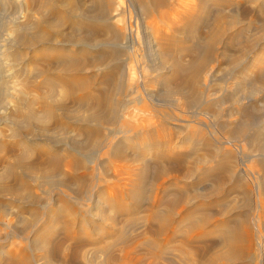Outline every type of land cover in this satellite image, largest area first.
Listing matches in <instances>:
<instances>
[{"label":"bare ground","instance_id":"6f19581e","mask_svg":"<svg viewBox=\"0 0 264 264\" xmlns=\"http://www.w3.org/2000/svg\"><path fill=\"white\" fill-rule=\"evenodd\" d=\"M177 2L128 0V6L135 9L139 39L129 29L125 12L116 0H44L39 7L48 15L37 24L22 28L19 25L25 36L16 37L20 46L16 54H23L25 63L42 66L43 70L33 78L44 77L43 84L48 89L41 93V88H36L40 92L37 99L41 112L35 111L38 104L31 101L19 105L17 100L19 106L15 107L19 108L12 118V138L20 141L12 144L19 149L11 158L13 162L0 173V225L14 228L27 243L22 246L12 242L4 247L7 251L0 249V264L264 262V155L261 162L257 161L259 164L254 162L260 168L254 172L261 181L250 183L245 168L236 165L240 163L235 159L237 163L233 164L234 160L230 163L222 158L221 149L205 159L179 152L181 146L196 142V135H204L196 131L186 135L172 124L180 120L178 113L188 112L195 119L199 114L218 118L223 107L218 112L216 108L227 102L239 108L243 121L238 126L234 123L236 128L226 124H221V128L225 132L230 129V139L258 144L264 153V114L255 122L251 114L258 100L238 96L247 88L249 95L264 90V24L255 33L244 24L254 18L264 21V0H196L193 5L188 1L190 7L182 17V21H188L184 20L181 26L176 19L183 10L174 11ZM41 3L37 2V6ZM242 3L256 7L242 10L238 6ZM140 6L148 16L141 13ZM153 9H157L159 17L172 20L169 25L173 34L158 29L155 16L150 14ZM195 22H201L200 30L191 26ZM69 24L74 31L60 33L61 27ZM202 27L208 29L207 34L201 33ZM249 32L254 34L248 36ZM60 37L63 39L58 44L55 40ZM180 37H184L185 44ZM14 45L11 44L18 47ZM133 49L144 55L141 53L142 60H134L139 88L132 91L128 73ZM189 56L191 60L184 63L188 58L183 57ZM19 58L14 59L19 62ZM54 60L59 63L55 65ZM217 61L227 65L236 80V86L231 84L233 88L226 91L229 98H215L211 93L216 75L213 65ZM4 87L0 84V98ZM136 93L141 94V103L147 109L135 106L130 110ZM22 96L18 98L23 102L31 98ZM7 97L8 93L4 98ZM66 102L73 103L77 110L63 107ZM136 103L140 104V100ZM61 109L65 116H60ZM126 113L142 117L139 128L117 142ZM50 121L62 130L69 127L76 137L64 134L55 138L51 128H47ZM37 132L45 133L44 137H36ZM2 142L1 154L7 146ZM101 159L111 165L125 164L115 173L116 180L124 174L123 167L128 166L131 171L125 174H132V179L122 177L117 188L107 171L100 174L105 167ZM150 184L155 185V191L149 190L156 193L152 202L147 196ZM61 189L67 190L75 201L85 200L91 208H81L66 196L53 197L50 203L42 197ZM38 190L42 196L36 194ZM7 196L11 201L6 200ZM52 201L53 206H49ZM146 207L149 219L157 223L146 228L152 238L132 241L131 231L141 227L133 218ZM162 207L164 210L160 211ZM111 212L120 218L111 216ZM255 213L257 217L253 218ZM124 216L128 218L123 221ZM58 236H62L61 240Z\"/></svg>","mask_w":264,"mask_h":264},{"label":"rangeland","instance_id":"374dc122","mask_svg":"<svg viewBox=\"0 0 264 264\" xmlns=\"http://www.w3.org/2000/svg\"><path fill=\"white\" fill-rule=\"evenodd\" d=\"M15 1H16V3H15ZM18 1L20 2L19 4H18ZM35 1L36 0H0V82H1L0 84L2 85V87H4V86L7 87L8 86V89L5 88V87L3 88V89H5L4 91L6 92V95H5V92H4V94L0 98V142L3 141L4 143L3 142L2 143L5 144V145H7L1 151L2 154L0 153V173H2L4 171V169H5V167L7 165H9V162L10 161L13 162L11 158H13V156L16 153H18V149H19L17 147H14L13 145L15 143H19L20 140L19 139H16L15 140V138H14L15 141H13V138H12V137H14L12 135H14V131H15L14 130L15 129V125H14V123L12 121V118H13L14 115L16 116V114L18 113L17 112L18 111L17 108H19V107H17V108H15V107L16 106H19L20 104H23V105L24 104H28V103H30L29 101H31V103L33 102L34 104L37 105L39 103V101L37 99L39 93L41 91H43L45 93L47 91V89H48L47 86L45 84H43L44 77H41V78L39 77L40 79L39 78L38 79H36V78L34 79L33 78V76H35L37 73H39L40 71L43 70L42 66L40 67L39 65H37L35 63L32 64V62H26L25 63V60H24L25 59V56H23V54L22 55H19V56L16 54L17 52H19L18 51V48H20V46L15 41L17 39L16 37H18V36H25L22 33L21 28L22 27H25V26H28V25L37 24L38 23L37 22L38 20L40 22L43 17H46L48 15L47 12L45 11V9H43L42 7H39V6H42L43 3H41V2H43L44 0H39L40 2L39 1H36L35 2ZM116 1H117L118 4H120L122 6L123 12H125L124 14L126 16L127 23L130 26L129 29H131L132 30V33H134L135 37L137 39H139L140 38L139 29L136 26L137 23H136V21L134 19L135 18L134 17V15H135V9L130 8L128 6V5H130L128 3V0H116ZM175 1H178L179 2L180 0H175ZM188 1L190 2V4H192L195 1L194 3L196 4V0H187V1H185L186 4H187V6H185L186 4L183 3V2H182L183 4H181V6L183 5L182 7L179 5L180 2L179 3L177 2L175 4L176 7H178V8H176L174 6V11L175 12H178V11L181 12V10H183L181 12V14L179 13L180 16H177V19H176V22H177V25L178 26L183 25L185 23V21L187 20V18H185L184 19L185 21L183 20L184 21L183 22L182 21V17L184 18V16H183L184 13L187 11V9H189L188 7H190V5L187 3ZM37 2L38 3H41V4L40 5L38 4V6H37ZM35 6H37V7H35ZM87 6L90 7L91 4L90 3H87ZM238 6L240 8L242 7L243 8L242 10H244V8H247L249 10H252L253 8L256 7L254 5L253 6H251V5H245V3L244 4L242 3V4L238 5ZM239 7L238 8L235 7V8L236 9H239ZM138 9H141V11H142L141 13H144L145 14L144 16H148L149 15L148 13L145 12V10H144V8L142 6H140ZM177 9H178V11H177ZM172 13H173V11H172ZM150 14L153 15V16H155V18H156L155 20H157V23L159 24V28L158 29H160V30L163 29L161 31H164V33H169V32H170L169 34H173L174 33V32H171L172 30H170V25H169V23H171L172 20H169V18H167V17H164L163 18V16L161 17V15L159 17L158 16L159 15V12L157 11V9H153ZM174 17H176V16H174ZM161 18H163V19H161ZM145 19H149V17H145ZM177 20H179L180 22L178 23ZM253 20H254V22H252ZM147 21H149V20H147ZM252 21L251 20H247L244 23L245 25H248L249 26V30H252L253 29L254 30V33H255V31H259L260 29H262L263 24H264V21L261 18L260 19H255L254 18V19H252ZM172 24H173V22H172ZM19 25L21 26V28L19 27ZM194 25H196V26H194ZM16 26H18V27H16ZM71 26L69 24V25H65V26L61 27L60 33L66 34L68 32L74 31L73 30L74 29L73 26L72 27ZM191 26H193V28L196 27L195 28L196 30L198 28L200 30L202 24H201V22H199V24L197 22H195ZM14 28H15V30L17 28L16 31H18V32H16L14 30ZM164 29H166L167 31L164 30ZM201 33L202 34H207L208 33V29L202 27ZM253 34L251 32H249L248 33V36H251ZM60 38L59 39L57 38V40H55V42L59 44L62 41V39H63V38H61V39ZM183 38H182V40H183ZM180 40H181V37H180ZM182 43H184V42L182 41ZM11 44H13V45L15 44L14 46L18 45V47L16 46L17 49L15 47H12ZM188 44H189V42H188ZM133 50L134 51L132 52V60H131L132 64L129 65V73H128V84H130V87H132V91H133V89L139 88V86H138L139 85V74H138V71H137V66H135V61L134 60L135 59H138L139 60V58L142 60L141 53L144 55V53L142 51H138V49H133ZM233 50H234V52L238 51V49H233ZM220 52H221V50L219 51V53ZM12 56H15V57H12ZM16 56H18V57H16ZM21 57H22V59H21ZM14 58L16 60H18V58H19L20 61L18 62ZM186 58H188V59H186ZM191 58H192V56L185 57V58L183 57V59H186L187 60L186 62L184 60V63H188L191 60ZM58 63H59V61L54 60V64L55 65H57ZM141 64L142 63H140V65ZM222 65H223V63H220L218 61L216 63H214V65H213L215 67V69H216V75H215V77L212 80L213 82H212V88H211L212 90H211V93L214 95L215 98H221V97H227V98H229V96L226 95L227 94L226 91H228L229 89L233 88V85L236 82V80H234L232 78V76L230 75V68L227 65H225V64L223 66ZM204 82L205 83L207 82L206 85H208L209 79L206 78ZM231 84H233V85H231ZM235 86H236V83H235ZM39 87L42 89V90L40 89V92H38V90H37ZM45 87H46V89H45ZM257 89L258 90H261V87H257ZM7 90H8V92H7ZM245 90L242 91L241 94H239L238 96H243L245 98L246 97L247 98L250 97V98H254V99H257L258 100V105L256 106L255 111H253L254 109H252V111H251V114L253 113L252 115H253V117H255L254 119H252V122H255L254 121L255 119H258L259 120V118L262 117L261 115L264 114V101H263V99H264V90H262V93L261 94L258 93L256 95H249L247 93L248 90H249L248 88L245 89ZM213 91L215 93H213ZM222 91H223V93H221ZM43 92H41V93H43ZM7 93H8V97L5 99L4 96H7ZM28 95L29 96L31 95V98ZM258 95H262V96L260 97ZM19 96L20 97L22 96V98H25V99L28 96L29 99H26L23 102L22 101L23 99H21V98L19 99L18 98ZM140 96H141V94H138L137 95V93H136L134 95V97L131 99V102L132 103L129 106V108H130L131 111L133 110L132 108H134L135 106H137L138 108H143L144 107V109H147V106L145 104L143 105L141 103L142 100L140 99ZM255 96H258V97L256 98ZM135 99L136 100L139 99L140 100V104H137ZM17 100H18V102H20L19 105H18ZM60 100H61V98L59 99V101ZM1 101L2 102H5L6 104L3 105ZM128 101L129 100L127 99V102ZM228 103L231 104L230 102H228ZM65 104L63 105V107H68V108L70 107L72 110H77V108L75 107V105L73 103H69V102L67 103L66 102ZM36 105H34V106H36ZM221 105H219V107L216 108V110L218 112V110L221 111L223 109L222 111L223 112L225 111V113L222 114V111H221V116L218 117V118H212V117H209V115L199 114V115H197V117L195 119V117H193L192 115H190L188 112L187 113H178L177 118L180 119V120L179 121H174V122H172V124L177 125L176 127H178L179 129H183L182 131L184 132V134L186 133V135H192L193 133H196V132L197 133L198 132L199 133H203V135H204V137L201 136V135H199V137H198V135H196V138H197V139H195L196 142H192V143L190 142V143H187V144H185L183 146H181V144L179 143V147L181 146V148L178 149L179 152L185 153V154L194 153V154H197L196 157L202 158V159L204 158L205 159V157L207 155H211V152L212 151L214 152V150L221 149V152H223L222 154L224 155V156H221L222 154L220 155L222 158L225 157V159H227V161L230 160L229 161L230 163H233L234 162L233 164H236L237 163V162H235V160H236V161H238L240 163V164H236V165L242 166L243 169L245 168L244 171L247 172V175H248V178L247 179H249L248 182L251 181L250 183H253V184L254 183H257V182H260L261 181V177H258L257 178V176H259V175L256 174L257 173V170L259 171V169H260L257 164H259L261 162V160L264 159L262 157V155H264V153L261 152L260 146L258 144L255 145V143H253V142L252 143H249L248 141H245V140L243 141L241 139L238 140V141H234V140L230 139V135L228 133V132H230V129L227 130V128H226V132H225V130L223 128H221V124H226V126L229 127V128H236L240 124V121L241 120L243 121V119L240 117V112H239L240 110H239V108L237 106H235V105L233 106L232 104L231 105H228L227 102H225L222 106ZM225 105H226V107H224ZM39 106L40 105L38 104L36 107H34L35 111L41 112V110H39V109H41ZM231 107H233L234 110H233V108L231 109ZM258 107H260V108H258ZM220 108H222V109H220ZM36 109H38V110H36ZM61 110H62V113L63 114L60 113L61 111H59L60 116L61 115L65 116L64 115L65 113H64L63 109H61ZM232 111H234V112H232ZM257 112H259V113H257ZM226 113H228V114H226ZM11 114H13V115L10 116ZM228 116H229V118H228ZM9 117L11 118V120H10ZM141 118L142 117L139 114H137V113H134V114L133 113H131V114L126 113V115H124V118H122V120H121L122 123L120 125H122V127H120V129H119L120 133L118 135H116L117 136L116 137V141L117 142L118 141H121L120 138L121 139H125L126 136H130V134L133 133L136 128H139V122L141 121ZM214 121L217 122V123H212ZM9 122H11L12 124L9 123ZM53 122H51V121H50V123L48 122V125L49 124L50 125L49 126L47 125L48 126L47 128L48 129L51 128L50 130L53 131V133H51V135L53 134V136L55 138H61V137H63L64 134H67L71 138H73V136H74V138L76 137L75 136L76 133L75 132H72V130L69 129V127H66L67 129L65 128V130H62V128H60L59 125H56L55 122L53 124ZM182 122L184 123V125H183ZM234 123L236 125L237 124L238 125L236 126ZM186 125H188V127H186ZM231 125H233V127ZM67 126H69V125L67 124ZM214 126L215 127L217 126V127L215 128ZM66 130H68V131H66ZM197 130H199V131H197ZM201 130L203 132H201ZM194 131H196V132H194ZM205 131H207L210 135L207 132H205ZM103 132H104V134H106V131H105L104 128H103ZM187 133H189V134H187ZM35 134H36V137H41V138L44 137V135H45V133L42 135L39 132H37ZM207 138L210 139V140H207ZM203 140H205V141L203 142ZM212 141L216 145H214V143ZM12 143H14V144H12ZM208 145H211V146H208ZM212 146H214V147H212ZM223 146H224V149H222ZM218 147H220V148H218ZM195 150H197V151H195ZM207 150H209V153L210 154H208V151ZM201 151H203V152H201ZM201 153H202V155L204 157L201 155ZM231 155H232V157H230ZM233 156H235V158ZM100 161H101V163L103 162L102 164L105 166L104 169H100V174H103L105 171H107V175L109 177H111L112 179H114L113 180V183H116L117 188H119L121 186L122 177H129V176L132 175V174H125L126 171L127 172L131 171V168L129 166H128V168L127 167H125V168L123 167L124 171L122 170L123 171L122 173H124V174L121 175V176L118 175L119 177H117V180H116L115 173H118V171L121 170L120 167L123 166V165H125V164H122L121 165V164H117L116 163V164H112L111 165L110 162H105V161H107L106 159L105 160L101 159ZM257 161H260V162H257ZM254 162L257 163V164H255ZM94 164H95L94 167H96L97 164L96 163H94ZM253 165H254V168H253ZM255 168L257 170H255ZM254 171H256V173ZM250 177H252L254 179H252ZM129 178L132 179V177H129ZM93 183H95V182H93ZM112 185H115V184H112ZM101 186H103V184ZM151 186L154 187L155 185L154 184H150L148 186V190L151 189V190L155 191L154 190L155 187L154 188H151ZM146 190H147V188H146ZM151 190H149L148 193H147V196H148V199H149L150 202H152L154 200V197H155V194H156V193L152 192ZM36 194L37 195H40V196L43 195L40 190H38V192L36 191ZM45 196H46V198H45ZM45 196L43 195L42 197L45 199V201H47V199H48L47 202H49V203H50V199H52L53 197H55V198L56 197H59L60 198V197L66 196V197H69L72 200H74V202H76V204H78L81 208H87V207H90L91 208V205L89 203L84 202L85 200L79 201V202L78 201H75V199L67 192V190H64V189H61L60 191L57 190V191H55V193L48 194V195H45ZM10 198H11L10 196H7L6 197V200L9 202V201H11ZM254 199L255 200L257 199L256 201H258V197H255ZM53 204L54 203L52 201L49 206H53ZM160 209H161L160 211L164 210L163 207L160 208ZM16 211L17 210H13V212H15V213H16ZM149 213L150 212H149L148 208L146 207V208L143 209V211H141L140 213H138V214H136L134 216L133 219L136 220V221H138L137 224H138L139 227L140 226L141 227L138 228L136 231H134V230L131 231L129 237H131L132 241H137V240H141V239H145V238H152V236L147 233L146 228L148 229V227H154V226L157 225V223H155L154 220L149 219L150 218V214ZM114 214H116V213L115 212H111V216H114ZM24 215H26V214H24ZM24 215H22L24 218L25 217L28 218V219L30 218V217H28L29 215H27V216H24ZM145 215H146V217H145ZM117 216H118V218H120L119 215H117ZM256 217H257V213L254 214L253 218H256ZM127 218H128V216H124V217H121V220L124 221V219H127ZM18 230L19 231H22V226L19 227ZM58 237L61 240L62 236H58ZM12 242H15L17 245H20L21 244L22 246H26V243H27V241H25V239L22 237L21 234H19V233L17 234V232L14 230V228H12V227H6V228H4V227H2L0 225V243H1L0 244V249H3L6 245H8V244H10ZM7 249L8 248H6V249L4 248V251H7ZM257 264H264V262L258 261Z\"/></svg>","mask_w":264,"mask_h":264}]
</instances>
